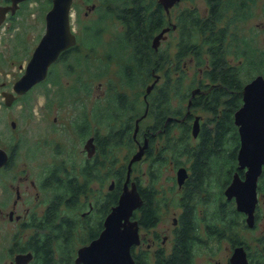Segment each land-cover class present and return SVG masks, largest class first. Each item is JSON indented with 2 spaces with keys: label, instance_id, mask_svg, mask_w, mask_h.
<instances>
[{
  "label": "flooded vegetation",
  "instance_id": "flooded-vegetation-1",
  "mask_svg": "<svg viewBox=\"0 0 264 264\" xmlns=\"http://www.w3.org/2000/svg\"><path fill=\"white\" fill-rule=\"evenodd\" d=\"M30 1L31 0H3L0 3V8L3 10L4 15L0 14V24H6L8 20L16 16L19 8H22L25 3ZM111 1L112 0H109V2ZM74 3L75 0L71 6L70 18L72 29L77 36V42L62 49L56 59L50 64L46 78L36 82L25 93L16 91L15 84L25 73L28 62L33 56L36 48L39 46L42 37L47 32V13L52 9L54 0H49L48 2L49 7L44 18L46 21L45 31L39 38L36 37V42L29 51L30 57L26 61V64L23 66L22 63L19 62L18 57L20 55L16 56L13 54L15 57H12L13 59L11 61L13 65H15V62H19L18 64L21 69V74L17 75L15 78L11 77L7 81L0 80V97L2 103L7 107L15 105L20 99L26 97L31 90L48 79L51 76L54 67L63 61L66 55L76 49L80 37H78L77 31L73 25ZM157 3L162 5L160 2ZM95 7L96 3H93L90 8L94 9ZM162 7L164 8L163 5ZM98 8L103 9L101 19L112 13L110 6L103 7L101 5L98 6ZM41 21H43V18H41ZM86 27L85 30L90 36L97 37L100 33L99 30L97 32H92L90 29L93 30L94 27L90 25H87ZM172 27H176V24L174 23L171 28ZM162 29L155 32L151 39L153 52H150L151 48L143 47L139 48V53L137 52L136 56L133 48L127 46L124 39L120 40L122 33L119 35L118 41L120 49L112 50V53L121 56L124 54V47H128L129 50H131V63L128 65L124 64L125 66L120 69L122 70L120 71V75L125 78L127 86L129 85L133 87L139 82L137 79L139 72L146 73L147 77L149 76V73H151L154 78L149 84L148 81L144 82L146 90L142 96V100H140V97H136V100L135 98L130 100L126 92L118 91L116 96L112 94L110 95L112 100L110 103L106 104L103 109L104 115L102 118L101 116L99 117L98 114H95L96 110H92V116L90 114L85 115L84 117L83 115L81 117L76 115L79 120L77 119L78 121L75 125L71 122L70 128L74 129L73 127L75 126L80 133L87 134L86 139L82 144L83 152L85 151L86 153L85 160L79 165H72L73 168H78L77 171L69 169L64 161H61L60 163L54 162L55 164L51 161L45 166L46 168L40 166V177L33 175L29 163L32 162L33 166L36 167L37 164L34 160L35 157L32 156V159L29 160L30 162H25L23 165L20 164V159H18V157L21 154L19 149L21 139L17 131L19 124L14 119L7 121V125H11V134L0 135V161L2 162L0 165V175H8L10 178L8 183L10 189L15 193V197H13L11 203L12 206L10 208L5 209L3 206H0V216H8L9 220L18 222L20 226L19 231L27 229L33 230L30 235L26 237L23 244L19 240L20 233L15 234L16 237L14 236V242L8 248L11 260L7 264H19L17 262V256L28 253L32 254V258L26 264H79L76 261L78 249L81 246L90 243L91 240L100 234L104 227L105 217L110 212L112 206L118 202L120 194L123 191L124 183L128 176V164L140 148H143L142 156L140 159L135 160L132 163L130 179L128 181L130 188L132 187V182L136 184L142 199L141 205L134 209L131 216L132 220L138 221L140 233V242L133 244L131 248L136 264H157L159 258H170L181 240L182 235L186 236V234V237L193 236L195 238L192 243V253L190 258L192 259V263H194L196 244H206L208 240H206L203 235L212 236V228H214V235L216 238L220 240L228 237L230 242H232L233 249L227 264H230V258L233 251L235 247L239 245H243L246 248L250 264H255L248 247L249 245L245 240L230 236L229 229L223 224L219 225L215 224V222L212 224L206 222L205 225L200 224L199 221L195 219L194 211L195 205L198 202H204L207 203V205L211 204V199L213 197V195H210L211 186L213 182H215L219 186L221 197L225 196L226 201H232L235 203L232 210L235 209L240 213L239 217L243 216L242 219L244 226L253 228L257 224L258 209L263 196V193H261L260 190L259 181L264 174V167L258 181V202L254 212L255 222L253 226H250L247 223V213L240 211L237 208L236 198H229L226 194V189L232 182L235 173H238L242 179L246 176L247 167H240L238 160V153L242 146V137L240 125L236 123L235 119L236 110L244 103L243 92L245 85L241 91V102L233 112V120L231 124L227 119L228 114H226L225 111H222V109L227 108L225 103L234 98L231 94H233L235 90H229L227 87H224L225 90L222 91H224L225 95L221 98V106L219 107L221 111H219L218 108V112L215 113L214 110L206 107V104L211 107L215 100L214 98L222 87L220 83L215 81H201L202 85L205 86L192 89L190 95L191 98L187 105V111H183L181 108H172L171 102L174 98V88L170 86L172 95L170 101L166 102L164 90L168 81L166 84L165 81L159 84L162 75L155 71L157 69L165 71L164 52L159 49L161 41L167 37V33L166 37L161 39L158 47H155L153 44L155 36ZM29 37H25L23 40H29ZM16 39L19 40L18 36ZM22 44V47L26 46V42H23ZM23 50L26 51V49ZM154 51H156L157 55L153 54ZM3 54L6 55L5 52H3ZM6 57L10 58L11 56L8 54ZM226 93H230V95H227ZM55 104L57 103H53L48 107L56 109L57 106H55ZM193 107H202L207 111H210L213 114V117L210 119V124L207 125L200 114H193L191 110ZM108 115L109 119L106 121L105 119ZM57 116L58 115H54L52 117V122H48L50 125L46 124L50 129L47 132L50 133L57 130L62 131L68 128V124L65 126L64 122L58 121ZM95 119H97L98 124L95 123ZM191 120L192 123L190 122ZM94 126L97 128H93ZM4 128L5 125L3 123L0 125V130L6 131V128ZM92 128L93 130H91ZM178 128L181 129V132L174 133ZM220 132H222L221 135L218 134ZM191 135L195 139H198V142L194 144L190 142L189 140L192 138ZM230 139H233L234 142V145L231 148L228 147V141H230ZM36 141L37 140H34L27 147L29 152L34 156L38 150H41L44 147L46 148L53 143H55L57 148L61 146L59 142L53 141V137L44 138L38 142ZM36 145L41 147L37 148ZM120 145L126 146L130 152H132L127 166H122L112 171L114 174L108 185V190L99 195L95 202L89 198L87 200L89 208L87 211H83V197H90L91 194L93 195L94 183L98 180H103L100 169L101 166L105 164L104 161H106L105 158L107 156L106 152L108 148ZM35 146L36 148L33 150L32 148ZM136 146L137 149L134 150ZM169 150H171L172 154H166V151ZM229 152L230 154H228ZM100 154L103 155L104 161L100 159ZM182 156H187L188 158L182 159ZM149 159H152V161L148 168H145L144 163ZM155 160L158 161L159 164H166L172 161L169 164L173 165L174 172L172 178H174V187L179 194L177 209L174 210L172 222L163 230L158 229L164 210H162L158 197V191H160V188L157 187V182L159 181L160 176L157 170L158 166L155 167L153 165ZM140 162H142V178L139 175H133L134 171H136V164H139ZM43 190L54 191V195L49 200L45 201L44 207H42L40 201ZM201 192L205 194L201 196ZM116 195L118 196L116 202L110 203V199H115ZM102 197L104 202L101 206L99 203ZM70 199L77 200L74 202V200L70 201ZM79 203L82 205L83 212L81 213V220L78 217L73 220L75 223L73 233L77 230L79 225H82L88 229L89 241L84 242L83 239H80L82 245L77 248L75 255L73 254V248H69L68 252L66 248L62 255L59 252L60 256L56 257L55 249L57 247L56 245H58V243L55 244L57 242L55 240L57 235L54 231L56 230L53 229V227H55L54 225L46 223L47 215L55 209L58 216H66L68 219L70 215L64 213L62 206L64 205L71 208ZM9 204L10 202L8 205ZM105 204L108 205V211L106 213L101 209ZM148 205L151 207L149 212L151 217L148 216L149 213L146 214V210L144 209ZM99 208L101 209L100 215L102 216L95 219L92 214L98 211ZM221 208V214L219 215L222 217L223 221L226 216L223 205ZM101 220H103L102 227L100 225ZM59 225H61L60 227L65 228V225L61 223H59ZM203 226H205L206 229L204 230L205 233L202 235V231L199 230V228ZM97 231L99 232L95 235ZM184 231H187L188 233ZM149 232H151V237L147 236V233ZM221 233L224 234L221 235ZM51 241L53 243L52 245L50 244ZM47 245L52 246V252L54 253L52 258L50 257L48 259H46ZM260 264H264V260Z\"/></svg>",
  "mask_w": 264,
  "mask_h": 264
},
{
  "label": "rangeland",
  "instance_id": "rangeland-1",
  "mask_svg": "<svg viewBox=\"0 0 264 264\" xmlns=\"http://www.w3.org/2000/svg\"><path fill=\"white\" fill-rule=\"evenodd\" d=\"M2 1L0 0V3ZM48 2L49 0H31L25 3L22 8H19L16 16L8 20L6 24H0V80L7 81L11 77L15 78L21 74L18 63H22L23 66L26 64V61L30 57L29 51L36 42V37L39 38L45 31L46 21L44 18L49 7ZM157 2L159 0L146 1L151 7H154ZM93 3H96V7L91 9L90 7ZM101 5L103 7L110 6L112 10L111 15L101 19L103 9L98 8ZM248 5L250 14L246 19L240 20L235 18L234 11L231 10L223 21V24L229 23L230 26L227 40V43L231 45L229 61L231 64L240 65L241 77H247L245 81H249L259 73L264 75V0H248ZM186 7L196 8L204 15H207L208 12L206 0H180L170 8L169 12L165 10L167 25L173 26L175 23L176 27H172L167 32V37L160 44L159 50L164 52L165 71L157 68L155 70L162 75L159 84L164 81L166 84L168 81L167 85L174 88V98L171 102L172 108H181L183 111H187L192 89L205 86L202 85L201 81L210 80L205 75V63L198 64V60H195L191 55H187L181 60L175 56L180 34V27L177 25L179 21L178 14ZM73 12V25L78 37H80L76 49L66 55L64 60L54 67L48 79L31 90L26 97L20 99L15 105L7 107L2 103L0 97V125L4 123L6 128V131L0 130V135L11 134V125H7V121L14 119L18 122L19 128L17 131L21 139L19 148L21 154L18 159H20V164L23 165L25 162H30L29 160L32 159V156L35 157L34 160L37 166L34 167L33 163L30 162L29 167L32 174L39 177L41 174L40 166L45 167L51 161L53 163L64 161L69 169L77 171L78 168L75 169L72 165H79L85 160L86 153L85 151L83 152L82 144L87 134L80 133L75 126L73 127L74 129L70 128L71 122L75 125L79 120L76 115L79 117L83 115L84 117L90 114L92 116V110H96L95 114H98L102 118L104 115L103 109L112 100L110 95L116 96L118 91L126 92L130 100L132 98L136 100V97H140V100H142V96L146 90L144 82L148 81L149 84L154 78L151 73L147 77L146 73L139 72L137 75L139 82L132 87L127 86L125 78L120 75V71H122L120 69L131 63V50L128 47H124L123 50L125 51L121 56L112 53V50L120 49L118 38L126 27V24L122 20L124 16L116 11L114 2H109V0H75ZM41 18H43V21H41ZM87 25L94 27L93 30L90 29L92 32L99 30L100 33L97 37L95 35V37L90 36L86 32L85 28H87ZM153 34L150 40L153 38ZM17 36L19 40L16 39ZM25 37H29V40H23ZM23 42H26L25 47H22ZM23 49H26V51ZM151 49L150 52L152 53L153 49ZM3 52L7 56L9 54L11 57L7 58ZM166 53L167 55H165ZM13 54L16 56L20 55L18 57L19 62H15V65L11 61L15 57ZM153 54L157 55L156 51ZM249 54L252 57L250 65L249 58L246 59ZM260 67H262V71L255 72L256 68ZM251 69H254L252 71L253 74L250 73L252 75L245 76L249 74ZM53 103H57L55 104L57 106L56 109L48 107ZM191 110L193 114H200L207 125L210 124V119L213 117L210 111L202 107H193ZM54 115H58V121L64 122L65 126L68 124V128L62 131L47 132L50 129L46 124L50 125L48 122H52ZM108 119L109 115L105 120L108 121ZM190 122L192 123V120ZM95 123H97V119H95ZM93 128L97 127L94 126ZM178 132H181L180 128L176 129L174 133ZM52 137L53 141L59 142L61 146L57 148L55 143H53L54 145H50L52 147L48 146L38 150L35 156L29 152L27 147L34 140L38 142L44 138ZM189 141L194 144L198 142V139L192 136ZM233 145V139H230L228 147L231 148ZM36 146L32 149L34 150ZM40 147L37 146V148ZM135 149H137V146ZM168 153L172 154L171 150L166 151V154ZM131 154L132 152L123 145L108 148L106 161L103 160L104 157L100 154V159L105 162L100 169L103 180H98L94 183L93 195L83 197V211H87L89 208V203L87 202L89 198L95 202L99 195L108 190V185L114 174L112 171L122 166L126 167ZM187 158V156H182V159ZM151 161L152 159H149L144 163L145 168H148ZM169 163L159 164L155 160L153 164L155 167L158 166L157 170L160 176L157 182V187L160 188L158 197L162 210H164L162 220L158 226L159 230H163L171 224L174 210L177 209L178 203L179 194L174 187V178H172L174 169L173 165ZM141 166L142 162L136 164L134 176L139 175L141 177ZM9 181L10 178L7 174L0 175V206H3L5 209L12 206L11 203L13 197H15V193L10 189ZM259 183L263 196L258 209L257 224L253 228L245 227L242 219L243 216L238 217L232 212L235 203L226 201L225 196L221 197L219 186L215 182L211 186L210 195H213L211 204L207 205V203L198 202L194 210L195 219L200 224L205 225L206 222L209 224L215 222V224L222 225V217L219 214H221V207L223 205L225 216L232 224L236 225L228 228L229 235L246 241L255 264H260L264 260V174L260 178ZM203 194L205 193H200L201 196ZM41 195L40 201L42 207H44L45 201L54 195V191L43 190ZM9 202L10 204L8 205ZM103 202L102 197L99 204L102 206ZM101 209L99 208L98 211L92 214L95 219L102 216L100 215ZM62 210L64 213L69 214L71 218L77 219L78 217L81 220V213L83 212L81 203L71 208L63 205ZM19 228L18 222L9 220L8 216H0V264H7L11 260L8 248L14 242L15 234L20 233L19 240L23 244L26 237L33 231L31 229L19 231ZM205 229V226L199 228L202 231V235L205 233ZM211 230L212 236L203 235L208 240L206 244H196L193 264L228 263L233 249L232 242H230L228 237L219 240L214 235V228ZM147 236L151 237V232L147 233ZM80 239H83L84 242L89 241L88 229L82 225H79L70 240L68 239L70 243L67 245V252L69 248H73V254L75 255L77 248L82 245ZM56 246L55 255L59 257L61 252L58 249V245Z\"/></svg>",
  "mask_w": 264,
  "mask_h": 264
},
{
  "label": "water",
  "instance_id": "water-1",
  "mask_svg": "<svg viewBox=\"0 0 264 264\" xmlns=\"http://www.w3.org/2000/svg\"><path fill=\"white\" fill-rule=\"evenodd\" d=\"M74 0H54L52 9L47 13V32L28 62L25 73L15 84L20 93L28 91L36 82L46 78L50 64L59 52L77 42L72 29L70 10ZM179 0H159L167 12ZM0 14L3 10L0 8ZM171 26L164 27L154 38L158 47ZM244 103L235 112L236 123L240 125L242 146L238 153L240 167H247L242 179L235 173L226 189L229 198L235 197L237 208L247 213V223L254 225V212L258 202V181L264 167V75L258 74L244 86ZM140 148L128 164V176L118 202L112 206L104 220L100 234L90 243L78 249L76 261L79 264H136L132 255V245L140 242L139 224L131 216L142 199L132 182L129 187L132 163L141 158ZM2 162L0 161V165ZM32 254L17 256L19 264H26ZM230 264H250L246 248L236 246Z\"/></svg>",
  "mask_w": 264,
  "mask_h": 264
},
{
  "label": "trees",
  "instance_id": "trees-1",
  "mask_svg": "<svg viewBox=\"0 0 264 264\" xmlns=\"http://www.w3.org/2000/svg\"><path fill=\"white\" fill-rule=\"evenodd\" d=\"M146 1L147 0L111 1L114 2L116 11L124 16L122 17V20L126 24L125 30L122 31L120 40L124 39L126 45L133 48L135 56L139 48H152L150 40L151 35L167 26V16L162 5L156 3L154 7H151V5H148ZM206 1L208 6L207 15L201 14L198 9L191 7H186L179 12V21L177 25L180 27V34L175 56L181 60L187 55H191L195 58V60H198V64L205 63V75L207 78L221 84L222 87L220 88L217 96L214 98L215 103L213 101L211 107L206 104V107L214 110L215 113L218 112V108L221 106V98L225 95L224 91H222L225 90L224 87H227L229 90H235V92L231 94L234 98L225 103L227 108L222 109V111H225V113L228 114L227 119L231 124L233 120V112L241 102L242 88L248 80L245 81L247 77H245L246 79L241 77L240 65L231 64L229 61L231 45L227 43V40L230 32V26L229 23L223 24V21L227 18L228 13L231 10L234 11L235 18L240 20L246 19L250 14L248 0ZM165 55H167V53ZM247 58H249L248 61L250 65L252 60L250 54L246 57V59ZM261 69L262 67L256 68L255 72L262 71ZM253 70L254 69H251L249 74L245 76L252 75ZM226 94L230 95V93ZM171 95L170 86L167 85L164 90L166 102L170 101ZM219 111H221L220 108ZM218 134L221 135L222 132ZM117 195L115 199H110V203L116 202L118 197ZM72 200L75 202L77 199H70V201ZM107 204L102 207L105 213L108 211ZM144 209L146 210V214H148L151 207L148 205ZM232 212L239 217L240 213H238L235 209H233ZM59 216L57 215L56 210L53 209L47 215L46 223H50L55 226L53 227V229L56 230L54 232L57 235L55 240L58 243V249L62 255L64 250L67 248V245L70 243L69 240L72 237L75 223L73 221L74 219H71L70 217L67 219L66 216ZM148 216L151 217V214L149 213ZM102 221L103 220L100 221L101 227ZM59 223L65 225V228L60 227L61 225H59ZM223 225L230 228L235 224H232V222L225 217L223 219ZM98 232L99 231H97L95 235H97ZM184 232L188 233L187 231ZM222 234L224 233H221V235ZM186 236L182 235L181 240L170 258H159L157 264H193L192 259L190 258L192 253V243L195 238L193 236ZM50 244H53L52 241ZM46 249V259L50 257L52 258L54 255L52 252V246L47 245Z\"/></svg>",
  "mask_w": 264,
  "mask_h": 264
}]
</instances>
